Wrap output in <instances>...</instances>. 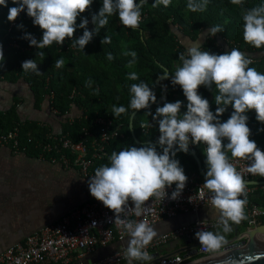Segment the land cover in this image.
<instances>
[{
    "label": "clouds",
    "instance_id": "clouds-1",
    "mask_svg": "<svg viewBox=\"0 0 264 264\" xmlns=\"http://www.w3.org/2000/svg\"><path fill=\"white\" fill-rule=\"evenodd\" d=\"M233 5H242L243 0H230ZM7 20L13 22L21 12L32 19L33 25L42 31L37 40L31 34L23 39L30 47L45 49L53 43L62 45L66 38L72 40L74 32L79 29L83 34L72 40L71 46L79 51L109 24V17L117 15L124 28L137 29L141 21V8L147 0H102V6L91 17L94 25L89 31V20L81 18L76 21L93 3V0H11ZM171 0H154L153 8L163 5L167 8ZM208 0H188L187 9L191 12H202ZM0 7H8V0H0ZM243 40L253 48H264V5L243 10ZM22 27V25H18ZM223 31L220 25L208 29L212 36ZM111 37L104 36L101 44H110ZM36 55L44 57L43 51ZM130 56L128 67H132L137 58L135 51H126ZM106 59H114L111 53ZM178 59L182 62L174 74L170 76L164 70L158 78L170 80L172 86H178L186 98V111L181 112L182 102H166L155 109V114L145 111L151 116L152 123H144L141 128L158 125L159 137L155 144L144 143L141 147H127L113 151L108 157V164L95 169L88 180L90 195L114 213V224L129 239L124 256L127 264H151L154 257L145 249L157 235L152 226L143 220L125 218L126 209H131L135 216H142L146 202L155 198L177 199L182 193L187 176L179 161L175 159L177 152L188 153L190 145H204L206 174L202 189L210 196V211L216 217L217 224L223 233L232 231V224H240L247 219L245 207L247 201V183L230 161H248L246 172L252 176L264 178V151H261L254 140L250 139L251 131L247 125V113L254 111L256 120L264 124V74L250 67L251 60L239 49L232 48L223 54L201 51L199 47L188 50L187 56L181 53ZM4 61L0 46V62ZM64 66L63 58L55 61V67ZM24 72L31 71L35 75H43L38 70L35 59L26 60L21 65ZM128 80L139 79L136 72H130ZM87 86H91L89 80ZM200 86L215 89V113L210 111L209 101L198 94ZM128 107L113 106V117L128 112L148 110L155 104L156 95L145 82L130 85ZM232 109L229 118L221 122L220 117L228 108ZM264 129H258L261 131ZM227 141V143H224ZM159 146V150L158 147ZM230 153V157H229ZM175 184V190L168 196L166 189ZM131 204V206H130ZM194 238L199 241L200 249L207 253H215L227 243L225 235L220 231L199 230ZM264 258V254L245 257L248 261Z\"/></svg>",
    "mask_w": 264,
    "mask_h": 264
},
{
    "label": "trees",
    "instance_id": "trees-1",
    "mask_svg": "<svg viewBox=\"0 0 264 264\" xmlns=\"http://www.w3.org/2000/svg\"><path fill=\"white\" fill-rule=\"evenodd\" d=\"M153 3L154 0H147V4L141 8V21L137 29L124 28L117 15L109 17V24L93 36L82 52L71 46L72 40L78 39L83 34V30L78 27L72 40L66 38L62 45L53 43L45 49L38 50L30 47L29 42L23 39L24 35L31 34L40 40L42 31L33 25L32 19L26 15V10L10 27L11 22L7 20L8 8L17 5H13L11 0H8V7H0V46L4 55V61L0 62V80L8 83L22 80L30 88L35 107L40 109L46 102L48 109H54L57 113L56 117L60 118L61 133L73 142L80 140L82 129H95L93 121L96 117H107L115 126L120 127L119 136L109 142L103 158L95 161L94 170L108 164V157L113 151L118 152L131 146L141 147L148 142L155 144L159 137L158 125L141 128L144 123H152L151 116H145V111L155 114L157 107L177 100L182 102L181 112L186 111L187 101L178 86H172L170 80L164 79L158 84L155 83L164 70H167L171 76L175 69L181 66L182 62L178 59L181 53L187 56L188 50L193 47L214 54H223L232 48H237L251 60L250 67L264 74V48L256 49L246 44L242 32L243 10L264 5V0H243L242 5H233L230 0H208L207 7L202 12L189 11L188 0H171L167 8L163 5L153 8L151 6ZM101 6L102 0H93L91 6L77 18V26L81 18H87L89 20L87 28L92 31L94 25L91 23V17ZM216 25H220L223 31L212 36L208 29ZM106 35L111 37V43L101 44V40ZM40 51L45 53L43 58L36 55V52ZM126 51L137 53L136 62L132 67H128L132 58L123 55ZM108 53L112 54L113 60L106 59ZM61 58L64 60V66L56 68L55 61ZM33 59L43 75L37 76L31 71L22 70V63ZM133 71L139 77L136 81L127 79L128 74ZM89 80L92 81L90 87L86 83ZM141 81L152 88L157 102L162 95H166V100L161 104L152 105L148 110L137 111L134 115L132 124L134 138L138 141L136 142L128 128L129 117L133 110L129 109L119 117H113L112 109L114 105L117 107L123 105L127 108L130 100V85ZM198 94L209 101L210 111L215 113L217 106L214 103V96L217 93L214 87L209 90L200 86ZM72 106L81 115L69 121L66 115L70 113ZM231 112L232 109L229 107L221 115V122L226 121ZM247 116V125L251 131L250 139L255 141L261 151H264V130L258 131L264 129V124L256 120L254 111L248 112ZM15 129L18 131L19 148L24 150L20 154L32 158L38 152L37 142H45L43 141L45 135L50 131L36 122L21 121L13 106L7 111L0 112V137ZM157 147L159 150V146ZM189 148L199 158L206 173L202 145H190ZM175 159L179 161L187 177L198 174L194 157L189 152L187 154L177 152ZM200 180L204 178L200 177ZM254 181H264V178L258 176ZM250 202L264 207V193L256 192L250 197ZM260 222L264 223V219L262 218ZM241 224L246 226L247 221ZM159 225L164 224L162 222L155 227ZM112 243L115 244V252L118 251V242ZM99 249L102 248H96L93 253H97ZM84 263L86 260L71 264Z\"/></svg>",
    "mask_w": 264,
    "mask_h": 264
},
{
    "label": "built area",
    "instance_id": "built-area-1",
    "mask_svg": "<svg viewBox=\"0 0 264 264\" xmlns=\"http://www.w3.org/2000/svg\"><path fill=\"white\" fill-rule=\"evenodd\" d=\"M22 14L23 12L17 18ZM14 24V21L11 22L10 27ZM50 110L53 115L57 114L54 109ZM79 117H71L69 113L66 115V119L69 121ZM93 124L95 125L93 130L91 128L90 130L82 129V136L78 142L71 141L61 131L51 132L50 130L45 135L43 140L45 142H37L38 152L34 159L58 165L65 170H75L88 183L89 178L94 175L95 161L103 158L109 142L119 136L120 132V127L115 126L107 117H96ZM17 135L18 131L15 129L1 136L0 147L7 148L13 154L22 153L24 150L19 148ZM202 147L204 149L205 146L202 145ZM230 161L241 173L245 182L254 181L258 177L246 172L248 161H237L231 157ZM187 178L186 185L177 199L165 198L160 201L152 198L146 202L142 216H135L131 209H126V214L122 213L121 215L130 220H143L150 226H154L162 221L197 213L204 207H210L208 199L210 193L206 189H202L204 180H200L196 174ZM174 190L175 184L166 189L169 197ZM258 191L264 193V183L248 185L246 189L248 203L245 207V214L248 229L258 224H264L260 222L262 218L264 219V207L250 202V197ZM113 222L114 213L90 195V199L86 203L65 214L55 223L47 225L39 232L7 248L0 254V264H71L76 261L81 262L96 248H103L112 242H123L126 239L127 234L117 228ZM219 228L221 227L217 224L216 218L205 221L198 220L156 236L145 250L150 255L159 254V250L169 242L194 235L201 229L210 231ZM124 252L125 249L120 248L90 264H127ZM220 253L221 251L217 252V254ZM213 255L216 253L204 252L199 245L194 255L176 254L163 257L156 264H192L198 259Z\"/></svg>",
    "mask_w": 264,
    "mask_h": 264
},
{
    "label": "crops",
    "instance_id": "crops-1",
    "mask_svg": "<svg viewBox=\"0 0 264 264\" xmlns=\"http://www.w3.org/2000/svg\"><path fill=\"white\" fill-rule=\"evenodd\" d=\"M15 107L21 121H33L51 132L61 131L60 118L53 115L44 102L36 108L30 88L22 81L8 83L0 80V112ZM71 117L81 115L75 107ZM199 176V174H196ZM201 176H199L200 178ZM90 199L88 183L75 170H65L58 165L42 162L23 154H13L0 147V254L10 246L55 223L65 214ZM202 221L216 218L210 207L199 210ZM246 220H242L241 223ZM156 229L157 234L171 223ZM161 222V223H162ZM232 224L243 226L242 224ZM217 231H222L218 229ZM127 236L124 240L127 246ZM180 248L179 240L164 245L159 254L164 255ZM115 244L99 249L83 260L105 257L115 252ZM82 260V262H83Z\"/></svg>",
    "mask_w": 264,
    "mask_h": 264
},
{
    "label": "water",
    "instance_id": "water-1",
    "mask_svg": "<svg viewBox=\"0 0 264 264\" xmlns=\"http://www.w3.org/2000/svg\"><path fill=\"white\" fill-rule=\"evenodd\" d=\"M161 80L162 79L157 78L155 80V83L158 84ZM165 100H166V95H162L161 99L155 104H161ZM136 113L137 111L134 110L131 113L129 117L128 128L130 130L131 135L133 136V139L136 142H138L134 138L133 124H132L133 117ZM188 152L194 157L199 176L205 178L206 173L202 169L199 158L193 153V151L190 148ZM246 183L247 186L258 185V184H263L264 181H248ZM198 212L182 215L175 219L166 221L172 223L169 224L166 229L159 232V234H157L156 236L166 233L177 227L187 226L191 223H194L195 221L201 220L198 216ZM159 227L160 225L158 226V228ZM210 231L216 232L217 230H210ZM194 235L184 236L180 238L179 239L180 248L176 251L164 255H160V254L152 255L154 259L151 262V264H156L163 257H168L176 254H183L184 256L194 255L197 251L198 246L200 245L199 241L194 238ZM228 235L230 237L226 239L227 243L224 244L222 248L217 251V252L221 251L220 254H217V252H215L216 255H213L212 257H206L201 260L198 259L192 264H264V258L253 261H248L245 259V257L248 256L255 257L258 254H264V224H258L256 226L251 227L250 229H248L247 226H235L232 228V231L228 233ZM117 244L119 249L120 248L125 249V247H127L124 241L118 242ZM100 258L101 257L92 258L91 260L87 261L84 264H90ZM133 264H139V262H134Z\"/></svg>",
    "mask_w": 264,
    "mask_h": 264
},
{
    "label": "flooded vegetation",
    "instance_id": "flooded-vegetation-1",
    "mask_svg": "<svg viewBox=\"0 0 264 264\" xmlns=\"http://www.w3.org/2000/svg\"><path fill=\"white\" fill-rule=\"evenodd\" d=\"M221 234H223V235H225V238L227 239V238H229L230 236L228 235V233H223L222 231H221Z\"/></svg>",
    "mask_w": 264,
    "mask_h": 264
}]
</instances>
